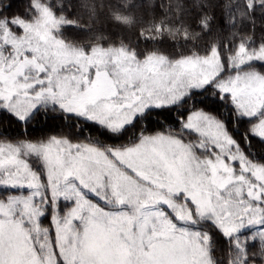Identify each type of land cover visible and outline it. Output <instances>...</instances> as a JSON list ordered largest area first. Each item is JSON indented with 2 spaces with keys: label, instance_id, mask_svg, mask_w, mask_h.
<instances>
[{
  "label": "snow or ice",
  "instance_id": "1",
  "mask_svg": "<svg viewBox=\"0 0 264 264\" xmlns=\"http://www.w3.org/2000/svg\"><path fill=\"white\" fill-rule=\"evenodd\" d=\"M71 8L0 0V264H264V0Z\"/></svg>",
  "mask_w": 264,
  "mask_h": 264
},
{
  "label": "trees",
  "instance_id": "2",
  "mask_svg": "<svg viewBox=\"0 0 264 264\" xmlns=\"http://www.w3.org/2000/svg\"><path fill=\"white\" fill-rule=\"evenodd\" d=\"M72 4V8L70 10V15H75L77 13V11L79 10V0H69ZM6 2V0H5ZM157 2H159V0H157ZM23 4H20V11L23 10ZM75 10V11H73ZM17 9L14 7L12 9V12L9 13V15H11L12 13L16 12ZM257 15V19H260L259 16V12L256 13ZM86 19V17H85ZM97 28H101L103 27V25H98L96 26ZM102 29V28H101ZM95 30V29H94ZM103 30V29H102ZM134 32H136V34H138L139 28H133ZM226 34V33H225ZM78 37L80 40H85L89 34L87 33H77ZM260 35L259 29L256 32V37ZM223 40V37L221 38ZM143 45V44H142ZM144 46V45H143ZM152 47V45H151ZM164 49L166 51H173V49L171 48V46L168 44L167 41H165L164 45H163ZM54 115L52 113H43L42 111L40 113H38L36 115V117L29 121L27 126L22 125L19 129V131L23 132V131H27L28 135L30 137L36 136V135H45L47 133H50L52 131L53 128H58L59 125L61 124V121L58 119H54ZM221 116H223L224 118H227L228 115V110L225 109L222 113H220ZM247 125H245L246 127ZM229 127H231V125H229Z\"/></svg>",
  "mask_w": 264,
  "mask_h": 264
},
{
  "label": "rangeland",
  "instance_id": "3",
  "mask_svg": "<svg viewBox=\"0 0 264 264\" xmlns=\"http://www.w3.org/2000/svg\"><path fill=\"white\" fill-rule=\"evenodd\" d=\"M64 3H65V5H67L68 3H71V2L69 0H64ZM73 11H75V10H73ZM101 28L103 29V31L106 34L110 35L112 39H116V36L119 33H123V35L125 36L126 39H127L128 35L130 34V32L133 35L136 34V32H134L133 29H131V30L123 29V28H119V27H116V26L111 25V24H109L106 28L105 27H101ZM244 31H247V29H245ZM70 34L76 35L77 38L79 39V37H78L77 32L75 31V29H70ZM226 38H227V33L225 34V36L223 37V39H226ZM258 38H259V36H257V39ZM143 45L142 44L140 45L141 49H144L145 47L151 48V44L150 43L148 45H144V46ZM41 136L40 135H36V136H33V137H41Z\"/></svg>",
  "mask_w": 264,
  "mask_h": 264
}]
</instances>
